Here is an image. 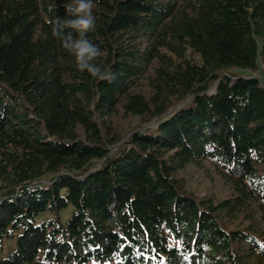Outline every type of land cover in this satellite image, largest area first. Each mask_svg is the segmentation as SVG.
Wrapping results in <instances>:
<instances>
[{
    "label": "trees",
    "instance_id": "1",
    "mask_svg": "<svg viewBox=\"0 0 264 264\" xmlns=\"http://www.w3.org/2000/svg\"><path fill=\"white\" fill-rule=\"evenodd\" d=\"M69 2L0 0V264H264V83L231 73L264 0H94L111 83L53 34ZM205 166L227 198L188 188Z\"/></svg>",
    "mask_w": 264,
    "mask_h": 264
},
{
    "label": "clouds",
    "instance_id": "2",
    "mask_svg": "<svg viewBox=\"0 0 264 264\" xmlns=\"http://www.w3.org/2000/svg\"><path fill=\"white\" fill-rule=\"evenodd\" d=\"M94 8V0H70L65 5L69 18L63 21L58 19L54 23L53 34L61 41L63 48L75 58L78 71L87 72L95 79L111 83L115 79L114 73L96 63L102 52L87 37L88 33L96 30Z\"/></svg>",
    "mask_w": 264,
    "mask_h": 264
},
{
    "label": "rangeland",
    "instance_id": "3",
    "mask_svg": "<svg viewBox=\"0 0 264 264\" xmlns=\"http://www.w3.org/2000/svg\"><path fill=\"white\" fill-rule=\"evenodd\" d=\"M259 68L255 71L251 70H237L234 69L231 71V73H235L239 76L244 77H255L260 79L264 83V60L262 58H259L258 61ZM131 121H134L132 119ZM139 120H135L133 123V127L130 129H134L135 125L139 124L137 122ZM122 124H126L127 122H122ZM182 177L187 181L188 188L191 189L194 192V195H196L199 199L205 198V197H215L216 199H225L229 196L228 188L219 180L217 175L212 171L211 167L205 166L204 169H197L194 167H191L187 169L184 173L181 174ZM73 211L72 207H69L68 209L64 210L62 212V215L65 217V221L68 219V215H71ZM50 214H44L41 217L38 218V221L41 222L45 218H50ZM15 244V240H6L4 242V251L1 253L2 258H6L12 251L13 246ZM89 264H99L96 262L89 263ZM107 264V263H106Z\"/></svg>",
    "mask_w": 264,
    "mask_h": 264
}]
</instances>
